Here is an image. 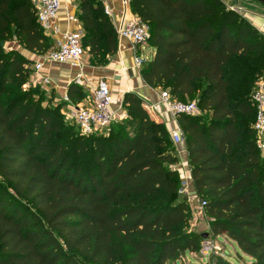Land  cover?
<instances>
[{"label":"trees","instance_id":"trees-1","mask_svg":"<svg viewBox=\"0 0 264 264\" xmlns=\"http://www.w3.org/2000/svg\"><path fill=\"white\" fill-rule=\"evenodd\" d=\"M82 44L93 58L117 53L102 0H76ZM150 27L144 81L201 112L179 114L194 186L213 235H227L264 264V157L252 94L264 73V34L224 0H130ZM34 54L55 45L32 0H0V264H167L198 251L180 193L177 147L136 92L105 134L73 133L61 107L28 87ZM3 43V45H1ZM86 95L72 82L67 101ZM88 98V97H87ZM214 264H231L218 257Z\"/></svg>","mask_w":264,"mask_h":264},{"label":"built area","instance_id":"built-area-1","mask_svg":"<svg viewBox=\"0 0 264 264\" xmlns=\"http://www.w3.org/2000/svg\"><path fill=\"white\" fill-rule=\"evenodd\" d=\"M37 8L38 22L43 28L45 34L51 36L50 33H58L60 28L57 24V19L60 16L61 10L68 1L74 0H32ZM129 0H124L127 5ZM106 14H110L109 6H105ZM69 21L79 22L78 16L68 13ZM119 38H124L132 42L134 45H148L151 38L150 27L143 22L140 17L135 16L125 20L123 25L117 29ZM82 30L65 31L61 39L56 40L54 47L45 54H35L33 59V72L26 84L28 87L47 88L51 84V79L42 73L48 63H70L77 65L85 54V48L82 44ZM154 54V50L150 51L149 55L137 53L134 57L135 66L141 69L143 63L150 59ZM252 99L256 107V118L253 127L257 136V146L262 157H264V73L257 81L256 88L252 94ZM114 95L110 85L106 81H100L94 90L90 100L78 107L71 104L69 106L70 114L75 119L81 132L85 135L100 134L103 131L110 129L111 125L121 120L122 115L113 107ZM159 104L164 105L174 117L179 114L195 115L201 112L197 102H185L174 99L168 90L160 91ZM158 104H152L150 109L157 112ZM106 132V133H107ZM172 140L176 145L184 143L185 137L181 127L169 129ZM181 173L180 193L188 198L192 206L198 202L202 209H205L206 201L199 198V195L193 185L191 167L188 163H181L176 166ZM205 212V211H204ZM216 249L213 241L206 240L203 244V253L210 255Z\"/></svg>","mask_w":264,"mask_h":264},{"label":"crops","instance_id":"crops-1","mask_svg":"<svg viewBox=\"0 0 264 264\" xmlns=\"http://www.w3.org/2000/svg\"><path fill=\"white\" fill-rule=\"evenodd\" d=\"M102 1L104 6L107 5L110 8L111 12L109 16L116 29L120 28L125 20L137 16L131 9L130 0L127 5L124 3V0ZM77 7L76 0L65 2L60 16L57 19L60 31L58 33H50L51 36L46 34L54 39L55 44L57 39L62 38L65 31L82 30L80 22L69 21L67 19L68 13L77 15ZM245 17L264 34L263 14H255L254 12L247 11ZM4 47L6 50L16 49L29 58L31 56L36 57L33 52L25 49L17 40L7 42ZM143 48V46L134 45L127 39L119 38L118 51L105 66L95 67L90 65L87 60L84 59V56L77 65L56 62L48 63L42 71L44 75L49 76L51 79V84L46 89H56L58 94L67 100L68 87L72 82L87 87L89 90L87 101H82L76 105L73 104L78 107L90 100L92 91L100 81H106L110 85L114 95L113 107L122 115V117L126 116V112L122 105L123 97L125 93L131 91L139 94L145 100L149 109L152 104H158L157 112H154L151 109L150 111L154 118L161 120L166 124L168 130L177 128L179 125L177 117H174L164 105L159 104L161 89L148 85L141 75V69L135 66L134 57L137 53H140ZM177 146L180 162L183 164L188 163L189 165L186 143L184 142ZM192 186L195 188L194 183L191 185V188Z\"/></svg>","mask_w":264,"mask_h":264},{"label":"rangeland","instance_id":"rangeland-1","mask_svg":"<svg viewBox=\"0 0 264 264\" xmlns=\"http://www.w3.org/2000/svg\"><path fill=\"white\" fill-rule=\"evenodd\" d=\"M224 1L227 4V6L239 10V12L244 17L247 14V11L254 12L255 14L264 15V5L260 3L258 0H224ZM151 50L153 49L148 44L144 46V48L140 53L142 55H149ZM111 58L112 56L93 58L89 54L88 50L85 51V55H84V59L87 60V62L90 65H93L95 67H102L107 65L110 62ZM84 89L88 94L89 93L88 88L84 87ZM36 97L38 99L42 97L43 105H51L53 107L60 106L61 107L60 111L62 112L61 114L63 115L61 120H63V122L67 127L72 129L74 134L75 132L82 134L78 124L70 114L69 106H71V103H68V101L65 98L60 96L56 89L40 88L39 91L37 92ZM85 100L87 101V95L84 101ZM194 101H196L195 97H188L185 102H194ZM106 132L107 131H103L100 134H105ZM176 147L178 153L179 152L178 146L176 145ZM183 197H185L188 200L186 196L183 195ZM199 198L201 197L199 196ZM188 202L190 205V217H189L187 229L202 234L203 239L200 245L201 248L195 252L182 251L177 255V257L168 260L167 264H214V261L218 257H223L227 259L231 264H248V262L251 260V257L245 254L238 247L237 243L233 241L229 236L213 235L210 229V224H209L210 220L206 215V213L204 212L205 209H202L199 202L195 206H192L190 201ZM205 233L209 234L207 239L203 237V234ZM206 240L213 241V243L216 245V249L210 255L203 253V244Z\"/></svg>","mask_w":264,"mask_h":264},{"label":"water","instance_id":"water-1","mask_svg":"<svg viewBox=\"0 0 264 264\" xmlns=\"http://www.w3.org/2000/svg\"><path fill=\"white\" fill-rule=\"evenodd\" d=\"M258 1L264 5V0H258ZM1 45H3V43H1ZM208 236H209L208 233L203 234V237H204L205 239H207Z\"/></svg>","mask_w":264,"mask_h":264}]
</instances>
